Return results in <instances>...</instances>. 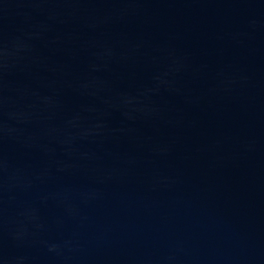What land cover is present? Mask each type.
Returning <instances> with one entry per match:
<instances>
[{
	"label": "water",
	"instance_id": "1",
	"mask_svg": "<svg viewBox=\"0 0 264 264\" xmlns=\"http://www.w3.org/2000/svg\"><path fill=\"white\" fill-rule=\"evenodd\" d=\"M0 264H264V0H0Z\"/></svg>",
	"mask_w": 264,
	"mask_h": 264
}]
</instances>
